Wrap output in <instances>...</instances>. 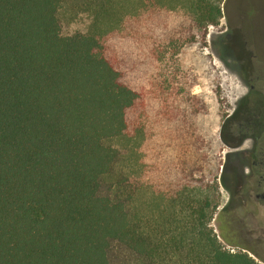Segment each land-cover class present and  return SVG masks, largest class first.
<instances>
[{"label":"trees","instance_id":"trees-1","mask_svg":"<svg viewBox=\"0 0 264 264\" xmlns=\"http://www.w3.org/2000/svg\"><path fill=\"white\" fill-rule=\"evenodd\" d=\"M97 1L92 32L63 36L59 0H0V264H111L113 241L146 258L159 248L132 229L123 201L99 194L118 158L107 141L154 108L146 83L161 45L192 44L218 24L224 1ZM195 84L167 113L181 153L173 195L159 204L170 226L160 240L174 264H257L225 248L221 223L210 226L222 146L198 125Z\"/></svg>","mask_w":264,"mask_h":264},{"label":"rangeland","instance_id":"rangeland-1","mask_svg":"<svg viewBox=\"0 0 264 264\" xmlns=\"http://www.w3.org/2000/svg\"><path fill=\"white\" fill-rule=\"evenodd\" d=\"M223 1L218 24L199 30L192 44L161 45L146 83L154 108L123 136L107 141L118 158L101 179L99 194L123 201L132 229L149 234L159 247L153 258H146L113 241L108 250L111 264H174V252L160 240L170 226L162 218L168 214L162 209L166 205L159 204L162 197L173 195L174 164L181 153L167 113L176 93L193 79L191 93L205 105L198 125L202 133L216 135L222 146L218 157L225 187L220 185V207L210 226L218 233L222 224L233 244L222 242L226 249L247 252L264 264V200L256 199L264 195V15L248 38L237 20L236 7L244 0ZM99 5L97 0H59L61 34L91 33ZM253 120L252 128L248 125Z\"/></svg>","mask_w":264,"mask_h":264},{"label":"flooded vegetation","instance_id":"flooded-vegetation-1","mask_svg":"<svg viewBox=\"0 0 264 264\" xmlns=\"http://www.w3.org/2000/svg\"><path fill=\"white\" fill-rule=\"evenodd\" d=\"M264 0H244L243 3H239L237 9V20L244 36L252 39V34L256 30V26L259 23V17L264 15ZM263 7V8H262ZM260 161L263 163V153L260 152ZM263 179V178H261ZM256 199L264 200V195H256ZM245 200V199H244ZM243 200V202H244Z\"/></svg>","mask_w":264,"mask_h":264}]
</instances>
